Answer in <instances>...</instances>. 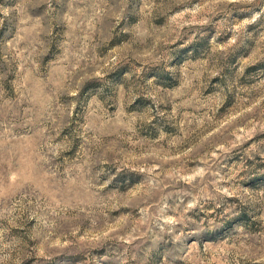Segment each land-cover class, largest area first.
I'll return each instance as SVG.
<instances>
[{
    "label": "rangeland",
    "instance_id": "1",
    "mask_svg": "<svg viewBox=\"0 0 264 264\" xmlns=\"http://www.w3.org/2000/svg\"><path fill=\"white\" fill-rule=\"evenodd\" d=\"M0 264H264V0H0Z\"/></svg>",
    "mask_w": 264,
    "mask_h": 264
}]
</instances>
